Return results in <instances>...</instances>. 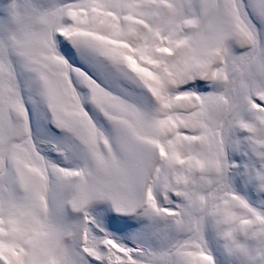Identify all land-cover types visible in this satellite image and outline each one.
<instances>
[{"label": "snow or ice", "instance_id": "obj_1", "mask_svg": "<svg viewBox=\"0 0 264 264\" xmlns=\"http://www.w3.org/2000/svg\"><path fill=\"white\" fill-rule=\"evenodd\" d=\"M0 264H264V0H0Z\"/></svg>", "mask_w": 264, "mask_h": 264}]
</instances>
